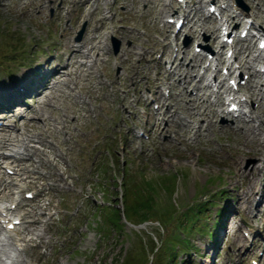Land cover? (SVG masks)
<instances>
[{"label":"rangeland","instance_id":"374dc122","mask_svg":"<svg viewBox=\"0 0 264 264\" xmlns=\"http://www.w3.org/2000/svg\"><path fill=\"white\" fill-rule=\"evenodd\" d=\"M0 1L6 3L5 7L0 6V65L14 69L13 77L4 74L6 68L0 69V93L3 95L5 92L1 88L6 85L28 84L26 77L19 74L25 67L29 68L25 69L27 75L32 71L37 73L34 76L36 82L40 72L46 70L48 59L53 60L54 66L62 67L65 62L62 53L70 44L77 42V34L84 23L86 29L82 39L95 24L109 30L107 53L103 56V63L99 64L103 83L99 84L88 102L89 108H97L98 114L82 110L87 117L73 128V136H67L70 140L63 142V138L56 136L54 139L57 152L64 155V159L58 160L57 172L63 176L65 183L55 181L49 175L51 169L40 165L39 172L34 176L45 178H39L34 185L25 186L20 196V199H26L23 195L25 190L35 192L43 186L41 194L35 200L25 202L19 213L36 205L49 206L43 217L44 225H40L37 231H43L46 243L50 242L31 247L23 254L25 258H33L38 264H115V260L119 261L118 264L123 261L128 264H150V250L146 248L150 238L157 241L177 234L192 245L187 247L189 255L181 252L179 257V260H186L189 264H252V259L257 264H264V202L261 193L257 192L256 200L250 204L244 203L241 197L250 187V177L245 171L258 163L260 157L241 145V134L232 128L221 127L229 122L225 118H218L215 128L198 139H195L193 131L178 139L180 132L185 135L184 128H172L162 135H147L144 132L146 122L151 123L156 117V106L163 108L159 100H152L147 108L146 102L141 103L137 99L140 91L152 89L157 78L165 80L167 64L179 52L178 49L194 51V44H198L201 52L208 48L214 52L210 34L202 31L197 39L187 29L173 34L174 23H170L169 28L164 25L168 13L164 12L159 17L156 13L158 8H147L146 0H111L108 10L102 7V0H96L97 8H92L90 12L84 5L72 0ZM233 1L240 10L250 11L251 0ZM44 3L48 4L47 7L40 8ZM202 6L206 12V0ZM106 13H113L114 17L105 19ZM179 15H175V18ZM261 25L264 27V23ZM242 26L243 23L235 26L237 35ZM113 37L121 42L116 54L113 51ZM167 37L169 40H166ZM241 43L250 45L246 40ZM252 43L254 49L257 48V40ZM22 46L31 55L23 67L20 66V50L9 54L11 49ZM181 52L179 57L183 56ZM203 53L209 59V55L205 51ZM245 56L244 49L237 54L239 59ZM31 59L43 61L40 71H35L38 66H31ZM201 68L198 72L202 71ZM245 72L243 74L249 77ZM142 73L146 76L140 79L138 76ZM139 80L144 83L140 90ZM243 88L247 92V83ZM168 89L172 98L176 97L178 89L171 87L169 81H164L161 90L167 92ZM125 93L129 100L128 107H123ZM23 105L34 107L38 104L31 97L24 98ZM251 105L256 106V103L252 102ZM177 106L184 107L181 102ZM134 109L137 115L131 112ZM24 116L26 114L21 115V119ZM2 121L0 114V123ZM127 125L135 127L134 134H125ZM164 125L166 122L163 121ZM177 130L180 132L177 133ZM141 131L144 136H137ZM127 141L132 145L126 146ZM238 146L241 147V155L238 161H233V152ZM48 155L52 160L55 158L51 150H48ZM118 159L122 160L120 165L116 162ZM2 163L6 167L13 166L6 159ZM126 167L137 175L143 173L139 176L146 179L168 174L177 176L173 197L170 198L162 190L158 198L161 212L170 203L177 209L179 213L174 219L166 223L151 215L146 222L139 224H131L124 219L121 220L124 225L122 231L115 228L111 211L106 213L101 210L109 204L122 209L118 184L122 182L120 171L122 173ZM6 174L12 175L3 168L0 184L6 180ZM221 191L226 194L219 195ZM5 200L7 205L14 201L11 197L0 198L1 202ZM200 205L208 206L209 211L207 217L197 224L196 230L212 229L214 219L219 212H223L221 219L225 221V227L216 232L218 241L215 246L206 234L189 232L184 235L178 230L182 213L194 211ZM104 219L109 223L110 230L105 237L100 236ZM191 225L192 221L188 227ZM20 235L16 234L18 237ZM3 236V232H0V239ZM31 237H36L35 233L26 238Z\"/></svg>","mask_w":264,"mask_h":264},{"label":"bare ground","instance_id":"6f19581e","mask_svg":"<svg viewBox=\"0 0 264 264\" xmlns=\"http://www.w3.org/2000/svg\"><path fill=\"white\" fill-rule=\"evenodd\" d=\"M102 1V7L108 10L110 0ZM202 1L184 0L186 8L184 9V19L187 20V32L195 39L200 38L201 32L205 31L210 34L211 43L217 44L214 60L205 68V73L210 72L209 78L206 79L205 74L197 72V67L204 61V55L191 52L190 49H182V58L177 56L171 61L169 69L165 71V80L157 78L152 89L147 88L148 91L156 94V99L161 101L163 109L157 110L153 122H146L145 132L162 135L169 133L172 128L179 130L184 128L186 129L185 135L179 130L176 131L180 132L177 135L178 139L188 136L190 131H193L195 139H198L207 136L206 133L215 128L219 117L226 118L229 122L221 127L232 128L239 132L243 138L240 141L241 145L246 146L255 156L260 157L258 163L249 171H245L250 177V187L249 190L241 194L243 202L252 203L257 192L261 193L264 202V71L256 67L259 63L263 67L264 54L260 48L254 49L253 44H250L245 51L246 56L240 58L239 67L236 68L234 67L236 60L232 61L231 58H227L223 52L226 46L223 41L225 36L223 31L235 23H243V31L251 21L257 32L264 36V27L261 26L264 23V0H251L249 12L234 8L233 0H216L221 2L223 7L219 6L220 10L218 9L222 13V17L215 20L209 13V8L207 13H204ZM72 2L84 5L89 9V12L93 6L97 7L96 0H72ZM196 4L199 7H196ZM47 5L44 3L40 5V8H45ZM0 6L5 7L6 3L0 1ZM210 6L211 3L208 4V7ZM146 7L158 8L156 13L159 17L164 12H172L180 8L178 5H173L172 0H146ZM89 12L87 13L89 14ZM113 17V13L104 15L105 19ZM168 17H172V14ZM209 24L212 25L209 26ZM165 26L169 28V25ZM108 35L109 30L95 24L80 42L70 44L67 50L62 53V58L65 60L62 67L54 66L51 59L46 61L49 71L42 74L44 75L43 79L38 76L41 81L32 90L26 87L25 82L9 84L1 88V91L5 92L6 104L9 106L0 111L1 117L5 120L0 125V159L3 157L11 159L10 163L14 167L12 169L16 170L15 173L20 181L31 184L42 178L43 176L35 177L34 175L39 172L40 165H45L51 169L49 175L55 181L65 183L63 176L57 172L58 160L64 159V155L57 152V145L53 139L56 136L63 138V142H68L70 138L67 136H73V128L87 117V114H82V110L98 114L97 108H89L88 102L99 84L103 83L99 64L103 63V56L107 53L106 37ZM235 56L237 57V55ZM220 64H223L230 75L234 74L237 69L249 73L247 94H241L238 97L240 100L245 96V100H240L241 107L238 111H230V103L225 109L221 108L222 97L230 88L226 86L223 78H219L217 68ZM213 67L214 70H212ZM19 74L26 77V73L23 74L22 71ZM145 76L146 74L142 73L138 77L142 79ZM233 79L237 80V76ZM164 81H169L171 87L174 86L178 89L175 93L176 97L172 98V95L168 98L163 97L160 90ZM139 83L138 90L144 84L142 80H139ZM189 90H192L191 93ZM230 95L231 93L227 94V99L230 98ZM30 96L36 99L38 105L24 107L23 99ZM137 99L141 103L148 102V97L144 92H141ZM123 101V107H128L127 93L124 94ZM178 102H181L184 107H178ZM250 102H255L257 105L249 106ZM131 112L137 115L135 109ZM23 114L26 116L21 119L20 116ZM120 120H123L122 116ZM163 121L166 122L164 126H162ZM253 121H259V123L253 124ZM124 132L126 135L134 134L135 128L132 125H127ZM189 138L191 139V136ZM131 145L132 142H126V146ZM48 150L54 153L53 160L50 159ZM240 155L241 147L238 146L233 152V161H238ZM1 168L0 161V171ZM6 180L7 182L4 181L1 184L0 193L2 196L0 198L18 195L19 188H17L18 191L13 189L15 185H18L17 181L14 178ZM18 198L15 196V201L20 204L21 200ZM47 209L49 206L36 205L24 211L21 219L26 218L22 221L26 224L19 239H16L11 231L5 228L6 235L0 239V264H38L35 259H27L23 254L31 249L32 242L35 240L26 238L27 235L35 233L36 239L39 241L36 247L50 242L46 243L43 231H37L40 225H44L43 217ZM8 212L9 209L6 206L0 205V220L8 218L7 215H3ZM11 221L12 219L9 218L7 224ZM20 241H24L26 244L23 248L18 247Z\"/></svg>","mask_w":264,"mask_h":264},{"label":"trees","instance_id":"16d2710c","mask_svg":"<svg viewBox=\"0 0 264 264\" xmlns=\"http://www.w3.org/2000/svg\"><path fill=\"white\" fill-rule=\"evenodd\" d=\"M140 174L143 175V173ZM139 175L127 167L124 170L122 180V204L125 219L133 224L144 223L151 215L157 216L166 223L174 219V217L179 213L177 209L172 203H170L168 205L169 207L161 212L159 210L158 198L159 195H161L159 192L161 193L162 190L167 193L170 198L173 197L177 176L175 174H168L157 178L146 179L144 176ZM220 194L225 195L226 193L221 191ZM102 211L106 213L107 211H111V220L115 225V228L122 231L124 225L121 222L120 210L116 207L104 206L101 212ZM207 211H209L207 206L200 205L197 206L194 211L189 210L182 213L183 219L180 221V228L178 230H181L184 235H187L189 232H194L197 228V224L207 217ZM219 215L221 216V212H219ZM190 221H192V225L188 227V223ZM103 222L104 226L103 224L100 226V236L105 237V234L110 232V230L108 228L109 223L107 224L105 219ZM220 225H223V223L219 218L215 221L214 228L217 230ZM195 232L201 235L206 234L214 242L216 241V235L211 229L198 228ZM159 240L155 241L153 238H150V244L146 247L150 250V258H148V262L150 264H188L186 260H179L181 252L189 255V253L185 251L190 244L186 243V245H183V242L185 241L184 238L175 234L173 237L165 239L160 238ZM118 262V260H115V264H118ZM121 264L128 263L123 261Z\"/></svg>","mask_w":264,"mask_h":264},{"label":"water","instance_id":"95a60500","mask_svg":"<svg viewBox=\"0 0 264 264\" xmlns=\"http://www.w3.org/2000/svg\"><path fill=\"white\" fill-rule=\"evenodd\" d=\"M83 32V29L79 32L78 38H80L81 34ZM120 43L117 40H114V50L117 52L119 50Z\"/></svg>","mask_w":264,"mask_h":264}]
</instances>
